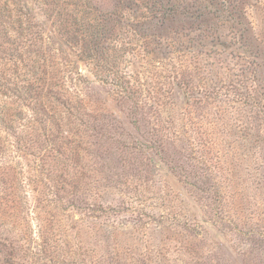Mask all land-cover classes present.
<instances>
[{
	"label": "rangeland",
	"instance_id": "374dc122",
	"mask_svg": "<svg viewBox=\"0 0 264 264\" xmlns=\"http://www.w3.org/2000/svg\"><path fill=\"white\" fill-rule=\"evenodd\" d=\"M40 1H15L17 38L4 47L17 41L25 62L50 74L74 114L55 106L64 129L83 108L99 128L80 134L96 211L61 215L71 264H264V0H216L230 15L206 0L211 14L195 25L190 6L203 0H67L99 18L115 63L81 55L83 30ZM15 67L0 59L11 76ZM17 230L0 218V251Z\"/></svg>",
	"mask_w": 264,
	"mask_h": 264
},
{
	"label": "trees",
	"instance_id": "16d2710c",
	"mask_svg": "<svg viewBox=\"0 0 264 264\" xmlns=\"http://www.w3.org/2000/svg\"><path fill=\"white\" fill-rule=\"evenodd\" d=\"M15 1L18 0H0V59L5 63L12 61L17 66L12 70L15 76L0 69V218L12 220L18 226L21 238L18 235L14 239L3 240L0 264H25L29 261L71 264L76 257L71 251L61 215L71 210L96 211L91 203L94 200L91 193L95 190V173L87 158L86 139H83L89 136L86 134L89 131L97 137L99 128L95 124H86L84 116L87 114L82 107L83 112L74 116L75 128L64 129L57 119L59 112L55 106L58 104L65 109L70 117L74 114L70 112V105L53 91L55 84L51 83L50 74L45 69L27 64V55L17 41L10 51L4 47L5 41L16 37L15 27H11L10 21L14 5H17ZM136 1L147 3L146 7L150 3L163 4V0ZM168 1L164 0L165 3ZM204 1L191 6L188 4L190 10L199 16V20L191 25L202 23L201 13L204 16L211 14L210 4L214 6V14L221 13L222 8L228 15L233 13L230 6L216 0L214 4L212 0L207 3L210 6ZM40 5L41 10L54 13L60 24L83 30L76 38L81 55L87 51L95 61L115 63L116 48L100 43L103 29L93 26L94 20L99 22V18L85 19L86 10L80 11L77 4L73 7L67 0L61 3L43 0ZM81 6L87 8L85 4ZM127 19L119 17L118 21ZM232 24L235 26L234 22ZM18 25L21 27L22 22ZM246 43L249 46L254 43L258 48L252 36ZM23 63H26L23 66L25 70L19 67ZM107 67L101 65L100 69ZM7 91L13 95L8 97ZM122 94L119 92L118 95ZM11 97L12 102H7ZM81 132L84 137H80ZM86 257L85 264H94L90 256Z\"/></svg>",
	"mask_w": 264,
	"mask_h": 264
}]
</instances>
